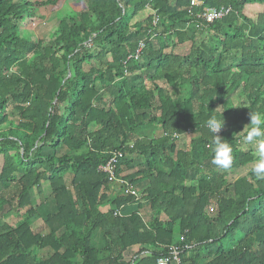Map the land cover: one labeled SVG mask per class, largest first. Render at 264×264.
Segmentation results:
<instances>
[{
    "label": "trees",
    "instance_id": "obj_1",
    "mask_svg": "<svg viewBox=\"0 0 264 264\" xmlns=\"http://www.w3.org/2000/svg\"><path fill=\"white\" fill-rule=\"evenodd\" d=\"M64 1L0 0V264H157L173 245L186 264H264V180L227 179L255 158L240 131L264 113V0H82L48 40L23 33ZM219 6L231 12L212 24L193 16ZM222 111L228 169L212 163L206 126ZM114 151L144 204L111 194L99 166Z\"/></svg>",
    "mask_w": 264,
    "mask_h": 264
},
{
    "label": "clouds",
    "instance_id": "obj_2",
    "mask_svg": "<svg viewBox=\"0 0 264 264\" xmlns=\"http://www.w3.org/2000/svg\"><path fill=\"white\" fill-rule=\"evenodd\" d=\"M223 111L221 112L220 114L221 118L219 119L215 115L211 116L206 121V126L210 130V132L214 134L212 143L209 145V148L214 153L212 163L223 169H228L232 166L233 163V147L228 142V140H226L221 135H219L221 129L225 124ZM249 115H250V122L247 123L240 132H242V139L244 143L247 145H252L256 149L255 158L251 165V172L255 175V177L258 180H264V113L259 111H250ZM178 137L181 136L178 135ZM178 137L174 135V138H178ZM111 186H115L119 188L117 185L111 184ZM134 186L137 188L136 185ZM137 190L138 192H140V187L137 188ZM123 196L126 195H124L123 193ZM140 201L141 203L145 202L143 200H140V195H139V200L137 202Z\"/></svg>",
    "mask_w": 264,
    "mask_h": 264
},
{
    "label": "built area",
    "instance_id": "obj_3",
    "mask_svg": "<svg viewBox=\"0 0 264 264\" xmlns=\"http://www.w3.org/2000/svg\"><path fill=\"white\" fill-rule=\"evenodd\" d=\"M202 4L200 0H192L191 5ZM231 12L230 6H219V7H210L203 12L194 14L195 18L203 22L204 24H212L215 21L221 20L226 17ZM159 22L158 17H155L153 21V27ZM145 47V39L142 38L137 44V48L129 57L130 59H138ZM178 137V135H176ZM122 157V153L119 151L111 152L110 158L106 163L99 166V170L108 175L109 180L112 185H117L126 196H131L134 198V201L139 200V192L137 188L129 183L128 181L117 176V164L119 158ZM123 208V207H121ZM115 215H122L121 210H116ZM184 237H181V241ZM183 246L173 245L170 246L167 253L158 257L157 264H186L182 258Z\"/></svg>",
    "mask_w": 264,
    "mask_h": 264
},
{
    "label": "rangeland",
    "instance_id": "obj_4",
    "mask_svg": "<svg viewBox=\"0 0 264 264\" xmlns=\"http://www.w3.org/2000/svg\"><path fill=\"white\" fill-rule=\"evenodd\" d=\"M84 1H86V0H84ZM78 4H79V7H81V6H83L84 2H82V0H66V1H64V3L62 4L61 8L58 11L51 12V13L47 14V16H46V18L44 19L43 22H41L38 25H36L34 27V29H32L31 31L24 30L23 33L26 36L30 35V36L35 37L37 39L48 40L50 38L51 28H52V26H54L57 23L58 17L62 16V15H65V14L72 13L74 8L75 9L77 8ZM190 46H191V43L189 42V43L186 44V46L181 47L180 51L182 53L187 52L189 50ZM171 91H172L173 94L176 93V90H174V89H172ZM159 131H160L159 127H156V128H154L153 134H158ZM136 138H137V136L132 137V140H135ZM189 138H190V136H184V138H182V141L180 143L182 147H186V145L189 142ZM45 152L46 153H53V151L50 150V149H45ZM64 152H65V148L62 147V148L59 149L58 154H63ZM129 155H130V153H128V156ZM135 159H137V160L135 162L134 167H137V168H145L146 167L144 159H142L141 157H135ZM251 165H252V163L248 167L240 168V169L235 170L234 172H232L228 176L227 179L229 181H232L233 179H235L239 175L240 176L241 175H245L249 171V169H251ZM137 188H139V185H137ZM51 194L52 193H51V189H50L49 183L48 182L44 183V185H43V194L42 195H37L36 194V196L34 197V202L35 203H39L40 202V203H42V205L44 207L47 206V205H51L52 204V195ZM148 209L149 208L146 207L143 210V215H144L145 219H148V217L150 216L149 211H147ZM20 218H21L20 215L17 216V215L14 214L13 217H12V219L14 221L13 224H15L19 220H21ZM33 229H34L35 232H39V233L46 232L45 225H44V222H43L42 218H39L36 222H34Z\"/></svg>",
    "mask_w": 264,
    "mask_h": 264
},
{
    "label": "crops",
    "instance_id": "obj_5",
    "mask_svg": "<svg viewBox=\"0 0 264 264\" xmlns=\"http://www.w3.org/2000/svg\"><path fill=\"white\" fill-rule=\"evenodd\" d=\"M187 136H190L189 134H186ZM179 145H180V147H182L181 146V144L179 143ZM186 147H187V145H186ZM186 147H182V148H186ZM129 172H134V170L132 171V170H130ZM144 186V184H142L141 185V187H143ZM111 194L113 195V194H116V195H121V196H123V193H122V191L119 189V188H117V187H115V186H111ZM143 203V202H142ZM145 203V202H144ZM143 203V204H144ZM145 207V206H144ZM148 208H149V206H148ZM145 209V208H144ZM147 211H149L150 212V210L148 209ZM150 219V216L148 217V219H145V221L146 222H149L148 220ZM37 221V220H36ZM35 221V222H36ZM34 225V224H33ZM101 237V235H99V238ZM142 248H144V247H141V246H133V247H130L125 253H124V259L126 260V261H129V260H131L132 258H136V256H134V255H136L139 251H141L142 250ZM146 253H147V251H145ZM145 252H142V254H145ZM184 258H185V260H186V262H188V263H190V262H192L191 260L192 259H194V260H197V255L195 254V252H193V250L192 251H187V252H185V254H184ZM201 261V259H198V262H200Z\"/></svg>",
    "mask_w": 264,
    "mask_h": 264
}]
</instances>
